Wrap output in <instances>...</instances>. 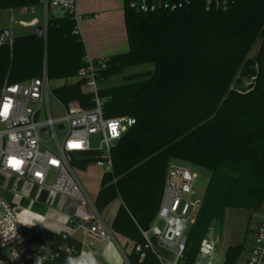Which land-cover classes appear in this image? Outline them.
Segmentation results:
<instances>
[{"label": "trees", "instance_id": "1", "mask_svg": "<svg viewBox=\"0 0 264 264\" xmlns=\"http://www.w3.org/2000/svg\"><path fill=\"white\" fill-rule=\"evenodd\" d=\"M37 6L40 0H0V10ZM123 12L128 49L101 57L107 64L101 80L125 66L153 67L124 76L119 85L99 88L104 117L126 115L135 123L111 148L112 169L103 173L94 205L102 213L118 199L111 231L142 243L140 229L148 228L156 215L168 163L206 169L200 207L186 231L184 264H190L212 222L221 220L227 209L253 213L264 201V0H234L226 11L204 10L198 3L150 13L123 0ZM85 55L75 17L51 14L44 38L0 46V89L4 82L39 77L43 67L50 81L76 76ZM52 91L64 105L94 107L93 95L81 88L80 80ZM97 154L80 152L71 164L84 169ZM0 190L12 200L1 176ZM50 200L47 191L38 190L30 204L22 197L15 201L44 212ZM80 222L70 215L66 226ZM22 236L23 252L11 264H65L75 261L82 247L69 232L42 226L24 228ZM242 252L243 242L229 245L222 264H238ZM126 259L129 264L156 261L152 253L141 258L135 250Z\"/></svg>", "mask_w": 264, "mask_h": 264}, {"label": "built area", "instance_id": "2", "mask_svg": "<svg viewBox=\"0 0 264 264\" xmlns=\"http://www.w3.org/2000/svg\"><path fill=\"white\" fill-rule=\"evenodd\" d=\"M198 3L204 10L226 11L234 0H129V7L140 13L174 12ZM40 7L44 35L49 15H56L58 10L74 17L76 14V0H40ZM11 22H14L12 17ZM15 36L10 26L6 33H0V46L12 48ZM106 68L104 58L86 54L77 71L81 88L93 95L94 107L91 109H83L76 103H61L53 94L45 67L39 77L17 83L4 82L0 89V176H14L40 191H47L50 197L59 195L74 200L77 204L73 215L81 220L76 226L84 234L101 238H107L109 226L92 197L83 189L71 161L80 152L94 150L98 154L91 161L103 172L111 171V148L135 123L133 117L126 115L103 116L98 91L101 73ZM50 98L55 100L59 113H53ZM95 134L98 136L97 147L92 148L90 136ZM69 152L72 153L71 160L67 156ZM51 172L55 173L54 181L48 183ZM196 178L184 163L177 160L168 163L156 215L148 228L140 229L142 243L128 240L131 250L138 252L141 258L150 252L155 256L154 264H184L186 231L194 222L201 202V198L195 197ZM31 212L15 200L3 197L0 190V249L14 248L22 239L24 228L42 226L43 216L35 215V220ZM252 235V245L244 264H264V212L255 222ZM215 243L207 235L203 237L194 262L190 264H211ZM71 249L65 248L67 252ZM22 252L21 249L13 250L11 256L0 259V264L18 261Z\"/></svg>", "mask_w": 264, "mask_h": 264}, {"label": "rangeland", "instance_id": "3", "mask_svg": "<svg viewBox=\"0 0 264 264\" xmlns=\"http://www.w3.org/2000/svg\"><path fill=\"white\" fill-rule=\"evenodd\" d=\"M86 1L87 0H76L75 19L78 24H82V19H83L82 12L80 11L79 6H81V2H86ZM61 14L62 12L58 10L56 16H59ZM33 16L37 18V22L39 24H42L43 13L40 6L34 8L33 11L29 9L28 11H25L23 14H20V12L17 10L12 12H8L7 10H0V27L1 29L4 27L7 29L10 28L11 26L14 34L30 32V31L33 32L34 29L32 27H25L23 25L26 23H33L34 20H30L32 19ZM11 17L13 18L14 22H11ZM124 40H125L126 48H124L123 51H126L128 48L127 37ZM257 47H258V43L254 45L252 51L250 52V55H254L255 51L257 50ZM152 67L153 65L151 63H144L142 65H137V66H125L121 69V73L109 75L106 79L101 80L99 84V88L119 85L123 82L124 76L132 75L137 72L143 73L146 72V70L152 69ZM75 80H78V77L72 76L65 80L59 79V80L51 81L50 85L51 87H53L59 84H63L65 82H72ZM50 104L54 114L60 112L53 98H50ZM97 139L98 136L96 134L90 136V146L92 148L97 147V142H98ZM185 165L197 176L195 182V193H196L195 197L200 199L206 187V183L209 177V171L201 167H196L189 164H185ZM96 170L97 169L93 162H87L85 169L81 170L80 173L77 171V168L75 169L77 177L83 189L90 197L91 195H90V191L87 188L88 186L84 184L83 179H81V176L83 175V173L85 174L86 172L89 171L90 174H93L94 180L97 182L96 174L94 173ZM54 176H55L54 172H51L49 174L48 183H52L54 181ZM1 180L8 184V190L10 192L8 195L9 197H11L12 200L17 201L22 197L25 199L26 202H29L28 204H30V202L36 201L38 189L35 186L30 185L29 183H25L22 180H18L14 176H10L8 174L2 175ZM59 197L61 199H65L67 202L72 201L76 207L77 203L74 200L66 198L64 196L57 195L52 197L53 202L52 200H50V202L52 203L45 204L46 209L44 212L32 210L30 206H26V209H29L33 212V216H31L33 217L32 219L36 220L35 215H41L48 219L56 220L57 216L59 215V211L60 212L64 211L62 206H58L59 208H57L54 205ZM263 211H264V201L263 204L260 207H258L253 213H249V211L245 209H233V208L227 209L221 220L212 222V224L210 225V229L207 233L208 237L216 241L215 251L213 252L211 264H222L227 247L229 245H234L239 242H243V252L238 260V264H244V260L248 256L250 247L252 245V241H253L252 233H253V226L255 225L256 222L255 220L258 219L259 215ZM250 214L252 215L250 216ZM22 240H23V236L20 242L17 243V245L12 249L10 247L0 249V259L11 256L13 254V250L16 252L19 249V247L21 248Z\"/></svg>", "mask_w": 264, "mask_h": 264}, {"label": "crops", "instance_id": "4", "mask_svg": "<svg viewBox=\"0 0 264 264\" xmlns=\"http://www.w3.org/2000/svg\"><path fill=\"white\" fill-rule=\"evenodd\" d=\"M34 8L36 7L7 11L12 12L17 10L20 14H23L29 9L33 11ZM79 8L83 19L82 24L77 23V26L86 54L92 58H101L122 52L126 48L124 39L127 37V33L124 21L123 0H87L86 2H81ZM30 20H34L36 24H39L35 16ZM35 25L28 23L25 27H32L34 29ZM26 33H31V31L16 33L15 35ZM89 162L92 161L90 160ZM95 167L97 170L94 173L96 174L97 182L89 171L85 174L83 173L82 176L80 175L84 184L88 186L87 188L93 200L100 189V181L104 173L101 168L96 165ZM84 169L77 168V171L80 173ZM54 205L57 208H59L58 206H62L64 211H59L56 220L43 217L42 227L56 232L67 231L82 242L81 251L76 260L65 264H129L126 259V254L131 250L128 240L114 234L110 229V223L119 205L118 199L111 202L101 213L109 226L107 238H101L95 234H84L77 226H66L67 219L70 215H73L75 210V205L72 201L67 202L65 199L59 197Z\"/></svg>", "mask_w": 264, "mask_h": 264}, {"label": "water", "instance_id": "5", "mask_svg": "<svg viewBox=\"0 0 264 264\" xmlns=\"http://www.w3.org/2000/svg\"><path fill=\"white\" fill-rule=\"evenodd\" d=\"M6 32H7L6 28L0 29V33H6ZM42 38H44V27L42 24H39L34 27V30L31 33L16 35L14 37V42L17 43V42L30 41V40H36V39H42ZM44 132L45 130L42 129V133ZM67 156L69 160L72 159L71 152H69Z\"/></svg>", "mask_w": 264, "mask_h": 264}]
</instances>
